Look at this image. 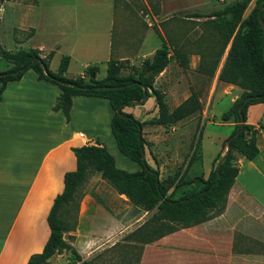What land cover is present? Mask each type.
Here are the masks:
<instances>
[{"label": "crops", "instance_id": "crops-1", "mask_svg": "<svg viewBox=\"0 0 264 264\" xmlns=\"http://www.w3.org/2000/svg\"><path fill=\"white\" fill-rule=\"evenodd\" d=\"M114 1L116 0H113V5ZM23 2L25 1H20L18 5L26 6L29 11H36L32 27L36 29L35 33H37L42 16V2L36 0L34 5ZM209 2L207 1L206 4H209ZM201 6L203 4L194 6L193 9H189V12L204 14L220 8L205 10L206 8ZM112 12H114L113 9ZM109 13H111V7H109ZM112 15L113 13H111L109 23L105 26L106 31L103 33L105 35L104 45L108 50L106 66L107 60L112 58L111 30L114 22ZM190 19L199 21L201 17L192 15ZM27 20L30 23L29 17ZM53 34L56 36L61 32L55 31ZM65 34H62V36ZM126 40L125 36L118 37L117 45H126ZM56 41L51 44L60 42ZM144 43V41H141L142 45ZM47 47H50V45H37L34 48L44 51ZM41 53L40 56L45 57ZM50 53L53 54L54 52L51 51ZM224 57L225 55L222 56L215 75L206 80L202 90L191 84L192 87H188V93L171 105L172 108L177 106L190 95L192 90L199 93L200 111L189 115L183 120L187 119V124H196L200 121V156L201 152L203 155L205 150L203 139L207 136L208 127L216 126L220 129L216 132L218 146L216 158L224 155L223 141L230 135L235 126L232 121L222 122L220 120L221 113L227 110L243 92V89L238 85L218 79ZM189 58L191 59V68L189 69L193 71L194 75L205 77V75L195 70L199 63L200 54L192 53ZM114 59L123 60L121 56ZM68 67L65 75L68 72ZM85 70L77 75H84ZM27 71L23 73L19 80L7 83L0 98V110L10 109V105L20 103L19 99H13L15 103L11 102L9 104L7 93L11 87L20 88L19 85L24 82ZM190 76H193V74H190ZM95 78L98 79L96 75ZM33 79L37 92L43 90L51 92L50 98L44 100L47 106L45 121L49 123L45 125L51 126L55 123L57 135L55 139L45 144V136L35 134L37 123H41L40 119L23 117L15 112H13L14 114L6 113L11 114L12 118H9L6 114L4 118L0 117V264H26L31 255L42 251L49 236L46 218L50 207L56 195L63 190L64 173L76 167L72 148L97 143L107 148L105 141L99 135L98 125L99 121L103 119L110 130V120L114 113L106 98L74 95L70 108V118L66 120L60 110H52L61 89L49 81L39 80L36 73L33 74ZM35 97L41 98V101H43L41 95L40 97L35 95ZM150 99L153 102L152 105H154L153 97H149L144 103L135 106H142L148 103ZM99 107L104 108V114L100 110L95 111V108L98 110ZM155 109L154 116L157 115L156 105ZM217 109L218 113H216ZM263 111L264 105L262 102L251 104L247 108L246 123L253 125L257 130L255 141L259 152L252 160L240 154L236 155L238 173L227 194L224 212L212 219L181 228L160 239L144 244L139 264H264ZM183 120L173 124L175 132L181 131L182 126H180V123ZM147 161L149 163L148 159ZM139 169L140 166L136 163L131 171ZM204 172L208 174L210 169H206ZM98 177L100 178L99 174ZM116 195L128 201L134 208V212L131 210L127 213H119L114 205L113 208L105 206L96 195L95 198H92L85 194V204L79 210L75 228L64 234L65 240L76 249L83 260L89 259L88 255L90 254H93L94 257L95 252L113 246L119 240V237L131 231L132 229L128 230L127 228V221H140L141 224L148 217V211L133 205L124 195L117 193ZM100 218L103 220L101 225ZM85 225H88V228L84 227ZM66 235L71 237H66ZM61 256L64 257V262L61 261L60 263L68 264L67 252L63 251L55 257L61 259ZM73 264H80V262Z\"/></svg>", "mask_w": 264, "mask_h": 264}, {"label": "trees", "instance_id": "trees-1", "mask_svg": "<svg viewBox=\"0 0 264 264\" xmlns=\"http://www.w3.org/2000/svg\"><path fill=\"white\" fill-rule=\"evenodd\" d=\"M252 1L254 5L245 15V10ZM261 7H264V0H233L217 10L193 14L205 17L213 32L206 53L200 54L197 71L207 79L212 78L227 48L218 79L238 85L243 92L220 116L222 122L235 123L232 132L223 141L226 152V142L230 140V151L220 166L217 163L222 156H217L206 178L196 176L188 181L179 180L170 193L169 186L159 178L158 168L150 165L144 157V122L124 111L125 107L140 101L144 95L146 98L142 103L153 97L157 107V115L148 121L152 124H175L200 111L201 103L197 91L192 90L187 98L169 110L163 93L153 86L154 77L165 69L170 60L165 45L156 48L151 56L145 58L140 68L133 66V71L127 75L120 74L122 68L126 67L125 60L110 58L107 60L105 76L96 79L97 66L87 67L84 75L68 77L65 71L69 56H62L57 70L52 71L49 68L52 53H49V57H42L37 48L11 51L5 49L0 42V59L10 63L7 69L0 70V98L7 83L19 80L28 69H32L39 80L49 81L61 89L52 110H60L66 120L70 118L74 95L106 98L114 111L110 130L116 146L124 156L140 166L135 171L119 168L113 155L104 145L98 143L73 147L76 167L64 173L63 190L56 195L48 212L46 220L49 236L42 251L31 255L26 264H47L51 257L63 251L67 252L68 264H96L95 258L83 260L64 238V234L73 230L77 224V201L83 196L81 185L88 179V172L99 174L117 194L124 195L133 205L148 211L144 222L123 237L129 243L118 244L126 251L121 256L120 264H139L144 244L224 212L227 194L238 173L236 155L240 154L252 160L259 152L255 141L257 130L246 123V115L249 105L264 103V33L259 19L260 14L264 23V8L260 10ZM174 55L181 67H188L189 61L185 52L175 48ZM85 76H88V80ZM75 201V216L69 222L66 215Z\"/></svg>", "mask_w": 264, "mask_h": 264}, {"label": "rangeland", "instance_id": "rangeland-1", "mask_svg": "<svg viewBox=\"0 0 264 264\" xmlns=\"http://www.w3.org/2000/svg\"><path fill=\"white\" fill-rule=\"evenodd\" d=\"M20 1L31 5L36 3V0H2L0 8V42L2 46L13 51L20 48H34L37 45H50L40 53L44 52L41 54L49 57V53L54 52L49 61V68L52 71L57 70L62 56H69L70 62L66 74L69 77L77 75L88 66L98 67L96 74L98 79L105 76L108 50L104 45L105 35L103 33L106 31L105 26L109 23L111 13H113L114 20L111 30L113 43L111 57L121 56L125 60L126 67L120 71L121 75L132 72L133 66L140 68L145 58L151 56L156 48L165 45L170 60L165 69L154 77L153 86L163 93L164 100L171 110V105L188 93V87H192L191 84L202 90L207 80L206 77L194 75L193 71L189 69L191 68L189 55L192 53L205 54L213 32L205 17H201L199 21L190 19L193 14L189 12V9H193L199 4H203L201 7L206 8L205 10L221 8L230 0H207L210 1L209 4L207 3L208 5L206 0H116L114 1L115 6L113 0H41L43 9L37 33H35L36 29L32 27L36 11H29L26 6H19ZM253 5L254 1L245 10V15L249 13ZM109 7H111V13H109ZM28 17L30 23L27 20ZM55 31L61 32V34L54 36ZM64 33L66 34L62 36ZM120 36L127 38L126 45H117ZM54 41L58 43L51 44ZM141 41L145 43L142 45ZM175 48H180L187 54L189 61L187 68L179 65L174 55ZM226 51L227 48L223 56ZM9 66L10 63L0 59V70H5ZM33 74L35 73L32 69L28 70L25 73L24 82L19 85L20 88L11 87L7 93L9 104L15 103L13 99H19L20 103L10 105L9 108L12 110L8 108L0 110V117L4 118L6 113L15 112L23 117L40 119L41 123H37L35 134L38 136L43 134L45 144H47L57 135L55 123L51 126L45 125L49 123L45 121L47 106L44 100L50 98L51 92H46V90L37 92ZM85 79L88 80V76H85ZM35 95L39 97L41 95L43 101L41 98H36ZM151 99L142 106L135 105L142 104L145 99L136 101L133 105L125 107L124 111L144 122L142 131L146 140V159L153 167L158 168L159 178L169 186L168 193L173 190L179 180L188 181L196 176L206 178L208 174H205L204 170H211L213 167L218 147L216 132L220 129L216 126L208 127L207 136L203 139L205 150L203 155L201 152L200 156V121L196 124H187V119L183 120L180 123L182 126L180 132L174 131L173 124L166 126L152 124L148 121L154 116L153 112L156 109L155 104L152 105ZM99 110L104 114V108L99 107L98 110L95 108L96 112ZM216 111L218 113V109ZM6 115L12 118L11 114ZM98 132L105 141L108 151L114 156L116 165L131 171L136 163L118 151L113 136L103 119L99 121ZM81 190L83 196L77 201L79 203L78 213L80 208L84 207L85 194L92 198H95L96 195L103 205L112 208L115 206L119 213H127L131 210L134 212L130 203L121 196H117L116 192L98 177V174L93 175L88 172V179L81 185ZM178 195L175 194V196ZM75 204L76 201L70 205L69 213L66 215L69 222H72V218L75 216ZM100 221H102L100 225L103 224L101 218ZM127 223L128 230H134L139 226L140 221H127ZM84 227L88 228V225ZM128 233L118 238L116 246L109 250L105 248L104 251L95 252L94 257L93 254H90L88 258H95L96 264H120L121 256L126 251L121 249L118 244L129 243L123 239ZM66 237L71 236L66 235ZM56 255L51 257L47 264L64 262L63 256L61 259H57Z\"/></svg>", "mask_w": 264, "mask_h": 264}, {"label": "water", "instance_id": "water-1", "mask_svg": "<svg viewBox=\"0 0 264 264\" xmlns=\"http://www.w3.org/2000/svg\"><path fill=\"white\" fill-rule=\"evenodd\" d=\"M263 8H264V7H261L260 10L263 9ZM259 19H260V21H261L262 28H263V33H264V23H263V21H262V19H261V17H260V14H259ZM263 55H264V48H263ZM148 74H149V72L147 73V75H148ZM144 99H145V95L143 96V98H142L141 101H143ZM119 110H120V106L116 109V112L119 113ZM229 151H230V140H227V142H226V152H225V155H223V156L219 159V161H218V163H217L218 166H220L221 162L225 159V156H226V154L229 153ZM144 157H145V156H144Z\"/></svg>", "mask_w": 264, "mask_h": 264}, {"label": "built area", "instance_id": "built-area-1", "mask_svg": "<svg viewBox=\"0 0 264 264\" xmlns=\"http://www.w3.org/2000/svg\"><path fill=\"white\" fill-rule=\"evenodd\" d=\"M80 136H81V137H83V135H82V134H80Z\"/></svg>", "mask_w": 264, "mask_h": 264}]
</instances>
